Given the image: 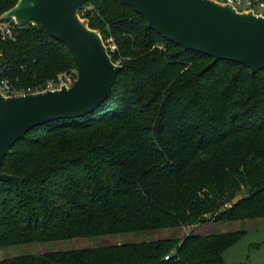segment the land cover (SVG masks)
<instances>
[{"label": "trees", "instance_id": "16d2710c", "mask_svg": "<svg viewBox=\"0 0 264 264\" xmlns=\"http://www.w3.org/2000/svg\"><path fill=\"white\" fill-rule=\"evenodd\" d=\"M16 2L0 0V21ZM78 15L115 45L120 69L91 112L34 127L3 158L0 172L20 180L0 181V249L263 218L264 68L219 60L204 70L210 56L168 41L116 0H88ZM71 67L38 22L0 38V81L12 90L39 89ZM243 234L184 232L0 264H227L223 252Z\"/></svg>", "mask_w": 264, "mask_h": 264}, {"label": "water", "instance_id": "95a60500", "mask_svg": "<svg viewBox=\"0 0 264 264\" xmlns=\"http://www.w3.org/2000/svg\"><path fill=\"white\" fill-rule=\"evenodd\" d=\"M88 0H17L1 16L19 25L38 22L70 53L77 75L57 90L4 96L0 90V165L12 145L29 130L45 123L83 116L110 92L119 65L112 62L97 30L78 17ZM144 17L149 28L185 50L244 64L254 73L264 68V17L237 13L235 6L215 0H116ZM82 24V26H81ZM0 172V181L16 180Z\"/></svg>", "mask_w": 264, "mask_h": 264}, {"label": "rangeland", "instance_id": "374dc122", "mask_svg": "<svg viewBox=\"0 0 264 264\" xmlns=\"http://www.w3.org/2000/svg\"><path fill=\"white\" fill-rule=\"evenodd\" d=\"M216 4L224 6L223 0H215ZM91 3L85 4V7H91ZM237 13H249L251 10L245 5L235 6ZM84 10V9H83ZM82 10V11H83ZM255 15L264 17V13L257 9V6L253 9ZM79 17V15H78ZM81 22H84L81 19ZM101 42L109 53L112 43L110 39L104 40L99 32ZM209 62H202L205 64L204 70L208 69L207 65ZM118 65L117 63H114ZM65 71H72L73 75H77V68H69ZM64 71V72H65ZM63 72V71H59ZM58 72V73H59ZM57 73V74H58ZM56 74V75H57ZM54 78V77H53ZM52 79V78H51ZM50 80V79H48ZM4 95V94H3ZM6 96V95H4ZM11 175V174H10ZM14 176V175H13ZM13 181L20 180L19 177ZM242 193H239L236 198L241 197ZM189 230V231H188ZM243 230L244 234L231 246H229L222 254V257L227 264H264V217L263 218H252V219H241L234 221H221V222H209L198 226L197 228H163L156 230H145L135 231L126 233L107 234L92 237H76L70 239H61L46 242H30L21 243L15 245H9L0 249V259L22 255V254H41L54 250H70V249H83L92 248L101 245L118 244L124 242H142L164 239L167 237L177 236L180 237L184 232H193L194 234H207V233H219L227 231H239Z\"/></svg>", "mask_w": 264, "mask_h": 264}, {"label": "built area", "instance_id": "2783aa9c", "mask_svg": "<svg viewBox=\"0 0 264 264\" xmlns=\"http://www.w3.org/2000/svg\"><path fill=\"white\" fill-rule=\"evenodd\" d=\"M223 1L230 3L234 6L245 5L247 6V8H250L251 10H253L255 6H257V9H259L261 12L264 13V2L263 1H259L256 3L253 0H223ZM27 23H30V25H35L36 21L29 20ZM19 26L21 25L15 23L13 19H6L3 21H0V38L2 40L13 38L15 34V30ZM111 48L114 49L115 45L112 44ZM75 77L76 76L73 75L72 71L59 72L54 78L47 80L44 84H42L39 87V89L32 90V91L29 88L26 91L12 90L10 84L5 79H3L0 81V90H1V93L6 96L34 93V92L44 91V90H57V89H60L62 86H70L73 83Z\"/></svg>", "mask_w": 264, "mask_h": 264}, {"label": "bare ground", "instance_id": "6f19581e", "mask_svg": "<svg viewBox=\"0 0 264 264\" xmlns=\"http://www.w3.org/2000/svg\"><path fill=\"white\" fill-rule=\"evenodd\" d=\"M81 26H82V24H81Z\"/></svg>", "mask_w": 264, "mask_h": 264}]
</instances>
